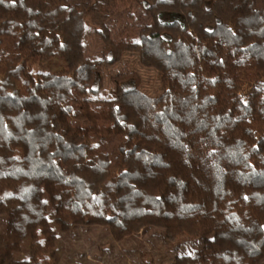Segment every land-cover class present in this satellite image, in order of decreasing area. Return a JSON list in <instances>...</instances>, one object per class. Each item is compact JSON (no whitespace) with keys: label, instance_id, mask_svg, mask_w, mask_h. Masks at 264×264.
<instances>
[{"label":"trees","instance_id":"obj_1","mask_svg":"<svg viewBox=\"0 0 264 264\" xmlns=\"http://www.w3.org/2000/svg\"><path fill=\"white\" fill-rule=\"evenodd\" d=\"M130 9L150 23L115 43L107 23ZM125 54L162 93L130 72L94 99ZM0 215V264H56L52 224L201 239L173 264L264 261V0H0Z\"/></svg>","mask_w":264,"mask_h":264},{"label":"rangeland","instance_id":"obj_2","mask_svg":"<svg viewBox=\"0 0 264 264\" xmlns=\"http://www.w3.org/2000/svg\"><path fill=\"white\" fill-rule=\"evenodd\" d=\"M150 18L140 10L121 12L107 23L110 38L113 42L137 40V33ZM84 54L89 59L98 58L101 54L102 43L95 30L87 25L83 39ZM60 57H54L49 62L34 68L35 71H50L64 67ZM135 72L140 79L139 90L150 98L162 93L160 76L153 69L139 65L135 55L125 54L122 60L112 67L103 69V85L100 93L93 97L105 100L115 97L114 77L121 73ZM240 92L243 97L247 89ZM119 140L110 144L99 145L101 150L111 154L117 148ZM115 157V156H110ZM6 217L0 215V235L3 234ZM56 233L54 243V258L56 264H173L174 258L181 255H191L201 246L200 238H192L182 234L174 241L164 236V231L158 227H146L140 232L114 240L108 229L103 226H76L67 231H60L52 224ZM23 253L16 254L14 259L20 260ZM259 264H264L261 261Z\"/></svg>","mask_w":264,"mask_h":264}]
</instances>
